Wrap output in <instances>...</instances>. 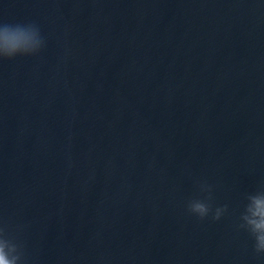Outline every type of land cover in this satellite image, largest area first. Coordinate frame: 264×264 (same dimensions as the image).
<instances>
[{
    "label": "water",
    "instance_id": "water-1",
    "mask_svg": "<svg viewBox=\"0 0 264 264\" xmlns=\"http://www.w3.org/2000/svg\"><path fill=\"white\" fill-rule=\"evenodd\" d=\"M0 227L23 264H264V0H0ZM219 219L187 211L191 198Z\"/></svg>",
    "mask_w": 264,
    "mask_h": 264
},
{
    "label": "clouds",
    "instance_id": "clouds-1",
    "mask_svg": "<svg viewBox=\"0 0 264 264\" xmlns=\"http://www.w3.org/2000/svg\"><path fill=\"white\" fill-rule=\"evenodd\" d=\"M42 44L40 32L32 24L21 27L0 23V59L34 54ZM186 208L200 219L209 215L212 219H219L223 212L222 207L212 208L205 199L198 197L189 199ZM240 227L251 237L254 250L257 253L264 252V193L248 197L240 214ZM0 264H23L19 243L3 227H0Z\"/></svg>",
    "mask_w": 264,
    "mask_h": 264
}]
</instances>
